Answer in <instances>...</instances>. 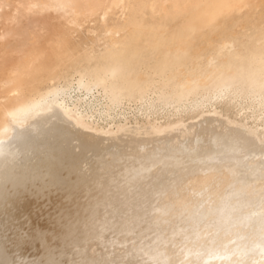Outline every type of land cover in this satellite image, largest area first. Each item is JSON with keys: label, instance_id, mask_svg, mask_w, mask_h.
<instances>
[{"label": "bare ground", "instance_id": "6f19581e", "mask_svg": "<svg viewBox=\"0 0 264 264\" xmlns=\"http://www.w3.org/2000/svg\"><path fill=\"white\" fill-rule=\"evenodd\" d=\"M0 264H264V0H0Z\"/></svg>", "mask_w": 264, "mask_h": 264}, {"label": "rangeland", "instance_id": "374dc122", "mask_svg": "<svg viewBox=\"0 0 264 264\" xmlns=\"http://www.w3.org/2000/svg\"><path fill=\"white\" fill-rule=\"evenodd\" d=\"M97 28V37L94 34L88 33L87 31L78 33L79 34V40H80V46L86 47V44H94L98 45L101 43V36H102V27L101 24L98 22L96 23ZM60 29L63 30L65 33L71 34L68 29L65 26H60Z\"/></svg>", "mask_w": 264, "mask_h": 264}]
</instances>
